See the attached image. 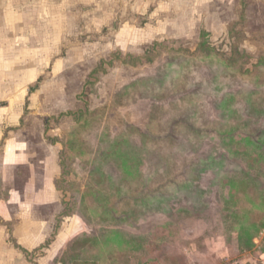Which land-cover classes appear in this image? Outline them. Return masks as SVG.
Wrapping results in <instances>:
<instances>
[{
  "label": "rangeland",
  "instance_id": "374dc122",
  "mask_svg": "<svg viewBox=\"0 0 264 264\" xmlns=\"http://www.w3.org/2000/svg\"><path fill=\"white\" fill-rule=\"evenodd\" d=\"M168 18L167 33L147 41L84 23L70 30L5 129L0 215L35 218L47 233L75 221L72 239L93 241L105 261L120 257L114 264H142L151 250L150 264H255L264 0L211 1L193 21ZM241 227L250 251L237 246Z\"/></svg>",
  "mask_w": 264,
  "mask_h": 264
},
{
  "label": "crops",
  "instance_id": "0c3cea01",
  "mask_svg": "<svg viewBox=\"0 0 264 264\" xmlns=\"http://www.w3.org/2000/svg\"><path fill=\"white\" fill-rule=\"evenodd\" d=\"M211 1L229 0H0V143L9 121L24 102L26 89L37 81L52 59L64 53L70 30L79 31V24L84 23L92 32L112 30L114 37L128 42L153 40L167 33L168 17L193 21L198 8ZM141 19L143 25H136ZM28 214L34 216L35 208L31 207ZM8 221L0 215V264L120 262L115 255L107 256L105 261L104 254L94 253L97 245L93 241L72 239L78 234L75 221L68 227L48 226L50 233L35 218L10 224L19 247L10 240ZM50 222L51 219L46 225ZM15 232H20L21 238ZM37 248L40 252L34 254ZM152 251L138 263L150 264L154 260ZM255 264H264L263 250L258 251Z\"/></svg>",
  "mask_w": 264,
  "mask_h": 264
},
{
  "label": "trees",
  "instance_id": "16d2710c",
  "mask_svg": "<svg viewBox=\"0 0 264 264\" xmlns=\"http://www.w3.org/2000/svg\"><path fill=\"white\" fill-rule=\"evenodd\" d=\"M7 225H8V228H9L10 240L16 246L19 247V245H17V243H16V239L14 238V236L12 234V227L10 226V223H8ZM245 229H246V227H241V229L238 231V236H237L236 242H237V246H238V248H239L240 251H250L251 248H253V246H254V242H253L252 237H250V236H248V235H246L244 233V231H246ZM49 241H50V239H47L46 242H45V245H47L49 243ZM262 250L264 251V248Z\"/></svg>",
  "mask_w": 264,
  "mask_h": 264
}]
</instances>
